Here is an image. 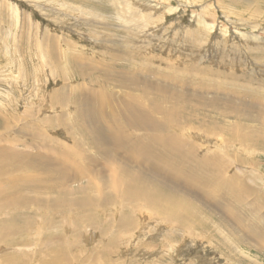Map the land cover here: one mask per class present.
Instances as JSON below:
<instances>
[{"label": "rangeland", "instance_id": "374dc122", "mask_svg": "<svg viewBox=\"0 0 264 264\" xmlns=\"http://www.w3.org/2000/svg\"><path fill=\"white\" fill-rule=\"evenodd\" d=\"M96 32L100 39L95 37ZM71 56L77 63L81 62L79 65L85 63L83 67L87 65V68L92 69L90 65L93 64L97 66L94 70L101 69V72L89 74L91 78L98 76V79L103 80L104 72L124 71L158 83L167 94H176L174 91L208 92L209 97L218 94L224 101L244 99L264 107V0H152L151 6L134 0H0V148L9 146L32 155L37 152L46 154L47 144L50 146L53 143L57 150L52 153L59 151L63 155L62 159L68 157L72 161H78L86 158L91 160L92 164L93 157L101 158L97 145L88 143V133L79 129V99L76 95L80 88H83L81 85L84 82L79 77V71L70 64ZM115 85L111 80L106 88H102L103 93L107 95L112 91L118 97L130 90ZM201 86L208 88L204 90ZM86 87L92 89L90 84ZM248 92H255L258 97L251 99ZM60 93L67 94L66 103L69 101V105L55 102L60 99ZM50 96H53L52 101ZM70 96L73 97L72 100ZM172 101L168 98L160 99L161 103L158 105L161 104L164 109L171 111L175 106ZM227 106L225 109L231 110L232 107L235 110L232 105ZM240 110L244 111L242 108ZM46 120H52L50 128L45 123ZM63 120L64 126L69 128V134L58 126L61 123L58 121ZM218 120L223 121L219 116ZM228 121L235 119L229 118ZM188 123L189 121H184L178 128L173 127L175 130L164 132L175 133L181 131V127L193 124ZM200 128V134L189 130L184 135V138L187 137L195 142V145L198 144L195 151L201 148L202 152H207L208 149L214 159L217 158L214 153L224 152L223 156L227 154L224 156L228 164V170L225 167L227 175H235L236 179L248 185H257L264 192L262 146L259 145L258 148L247 144L252 147L253 156L248 151L241 150L243 145L235 141L236 138L228 132L230 130L225 133L218 130L219 132L205 134V127ZM76 129L77 131H74ZM246 132L248 133V129L244 130V133ZM37 138L41 142L33 146V141ZM77 140H82L83 145ZM73 142L76 144L73 145ZM189 156L187 154L186 161ZM9 159L0 158V169L11 167ZM260 166L262 168H259ZM169 167L161 166L166 170ZM182 169L186 168H177V172L180 173ZM12 173L0 175V183L3 184V180ZM19 173L21 175L25 171ZM76 174L78 173H74L75 178L78 177ZM260 176L263 178L260 179ZM82 181L86 183L87 179L81 177L74 185ZM216 185L205 183L212 191L220 189L219 185ZM4 191L0 197L9 192ZM50 194L53 195L51 192ZM256 195L253 193L245 200L244 205H247L241 206L238 212L241 215L245 212L246 220L252 224L256 223L258 214L253 216L249 208L251 205L248 203L250 199L254 201ZM210 203L212 206L216 205L213 201ZM113 205H109L105 211L108 216L133 215L135 222L133 227H126L121 231L116 226L113 228V232L118 236L120 233L121 236L117 242H109L113 245L112 256L109 255L108 259L112 260L111 264H264V245L252 238L245 242L244 238L248 236L246 231L239 224H235L237 219H233L232 215L224 210L217 209L210 213L207 208V212L213 215L215 221L218 222L220 218L228 221V230L221 228L220 231L216 227L206 229L199 226V223H202L199 220L193 224L185 219L183 224L192 226V231L188 232L185 226L177 221L178 216L172 212L171 215L162 210L158 212L145 204L138 205L139 208L135 211L129 205L124 207V210ZM24 207L18 209L19 216L29 214V205ZM2 208L0 220H5L7 224L12 220L5 217L8 210ZM259 211L264 214V206ZM83 212L65 208L55 211L47 218L50 223L46 224V221L45 226L42 223V214L35 215L33 211L34 217H41L34 218L38 223L30 233L33 236V247H17L16 242L26 240L23 234H19L14 239L15 243L7 242V245L0 247V255L28 249V252L33 250V254L38 256L40 249L47 246V242L50 243L51 237L60 236L62 240L84 239L85 242L79 240L74 247L78 255L86 249V244L91 250L97 245V240L105 236L101 233L97 235L98 230L97 233L90 234V228L83 232L84 226L76 225L78 230L75 231L73 224L68 225L75 221L79 223L80 219L76 218L83 216ZM204 214L203 210L202 215ZM64 218L70 220L65 223L67 225L54 228L51 226H57L56 224ZM18 221L16 224L23 225L20 217ZM110 224H114V220L108 225ZM93 230L96 232L94 227ZM41 244L42 247H39ZM34 246L37 248L36 252ZM62 246L65 247L64 243ZM53 247L54 250L60 248ZM70 254L71 257L77 256L76 253Z\"/></svg>", "mask_w": 264, "mask_h": 264}, {"label": "bare ground", "instance_id": "6f19581e", "mask_svg": "<svg viewBox=\"0 0 264 264\" xmlns=\"http://www.w3.org/2000/svg\"><path fill=\"white\" fill-rule=\"evenodd\" d=\"M134 1L148 6H151L152 3V0ZM95 37L100 39L98 33ZM82 56L83 54H81ZM71 58L70 64L73 65L72 67L76 71H79V77L84 82L81 87L86 88V90L80 88L79 93L76 95L79 99L77 108L78 121L81 123L79 129L88 133L90 136L88 143L97 145V150L102 156L96 159L93 157L92 164L91 160L89 161L86 158L81 160L77 158L78 161H72L68 157L62 159L63 155L59 151L52 153L53 150H57L53 143L50 146L47 144L48 152L46 154L37 152L32 155L9 146L0 148V158L3 160L10 158L9 161H11V167L0 169V175L12 173L13 171L18 172L12 173L13 175L11 174L4 179L3 184L0 183V195L5 192L4 190H9L7 194L0 197V209L3 210L2 207H5L8 210L5 217L12 220L7 222V224H5V220H0V247L7 245L5 244L7 242L15 243L14 239L19 234L25 236L26 242H16L15 245L17 247H24V249L31 245L33 247V236L30 233L33 231V226L38 223L35 219L42 217V223L45 224L52 213L64 208L70 210L79 209L85 213L83 216L76 218L80 219L79 223L75 221L68 224L69 226L73 224L72 228L75 231L78 230L76 225L79 227L84 226L83 232L90 228V234L97 233L98 230L99 233L97 235L101 233L105 237L98 239L97 245L92 247L91 250L87 248L88 245L86 244V249L81 251L82 254L79 255L74 250V247L80 239L76 241L71 238L62 240V236L60 238L51 237L50 243H46L47 246L42 247V244L39 246L42 249L39 248L38 256L33 254V250L28 252V249L20 250L19 252L12 251V253L0 255V264H111L112 260L109 261L108 259L109 255L112 256L113 245H110L109 242L115 243L121 236L120 233L119 236L115 234L113 228L116 226L121 231L126 227H133L135 222L133 215H128V217L123 214L116 217L108 216L105 211L111 204H114L113 206L115 207H122L123 210L124 207L129 205L134 211L139 208L138 205L145 204L147 207L157 209L158 212L162 210L165 213H170V215L172 213L177 215V221L184 226L186 225L183 224L185 219H188L191 223L193 222V224L196 220H199V222H202L199 223V226H204L205 228L216 227L220 231L221 228H229L226 225L228 221L220 218L217 222L210 213H214L217 209L224 210L229 212L233 219H237L235 224H239L246 231L248 236L244 238L245 242L252 238L264 245V214L259 211L264 206V192L261 191V187L248 185L242 180L236 179L235 175L228 176L226 173L228 172V164L226 158H224L227 154L223 156L224 152L222 154L219 152L214 153V156H217L214 159L208 149L207 152H202L200 148L196 152L195 149L198 144L195 145V142L188 140L187 137L184 138V135L189 130L199 133L201 131L200 127H205V134L216 131L225 133L230 130L228 132L236 138L235 141L243 145L241 150L248 151L254 156L253 150H251L252 147L248 145L252 144L258 148L261 145V149H264V107L246 102L244 99L240 101V99L234 98L233 101H224L222 96H218V94L209 97L208 92L183 93L174 91L176 94H167L158 83L146 80L144 77L141 79L136 74L124 71L116 73L115 71L104 72L103 80L98 79V76L91 78L89 74L101 72V69L94 70L97 66L90 65V63L89 65L92 69L87 68V65V67H83L85 63L82 62L83 65H79L80 61L77 63L73 60V56ZM128 74L130 75L128 76ZM111 80L112 84H118V86L129 88L130 90L119 95V98L112 91H109V94L106 95L103 93L102 88H106L105 86L109 85ZM87 84L92 85V89L86 87ZM203 88L207 90L208 87ZM248 93L251 99L258 97L255 92ZM52 98L53 96H50V101H52ZM58 98L60 99L55 100L58 104H60L59 102L65 105L69 103V101L66 103L68 100L67 94L60 93ZM72 98L70 96L71 100ZM165 98L173 100L172 102L175 104L171 111L164 109L165 107L163 106V108L161 104L158 105L161 103L159 100ZM260 101L263 100L260 99ZM227 104L232 105L235 110L232 107H230L231 110L225 109L228 107ZM241 108L244 111H241ZM212 112L216 115H213ZM218 116L223 120L222 122H219ZM121 118L123 119L121 120ZM229 118H234L235 121L227 122ZM50 121L52 120L45 121L49 128ZM184 121H189L188 124H193L183 126L181 131L175 133L164 132L170 129L175 130L173 127L178 128ZM59 122L61 123L58 126L69 134V130H67L69 128L64 126L65 121ZM250 122L255 123L251 124ZM245 129H248V133H244ZM74 131H77V129ZM77 141L82 144V140ZM224 141L227 140L224 139ZM40 142L41 140L37 138L33 141V146L38 145ZM75 144L76 142H73V145ZM231 152L233 151L231 150ZM66 153L68 154L69 152ZM187 154L190 156L186 161ZM84 164H90L91 166H85ZM165 165L170 167L167 170L161 168V166ZM225 167L227 170H225ZM177 168L186 169H182L178 173ZM259 168L262 167L260 166ZM230 169L232 170V168ZM22 170L25 173L20 175L19 172ZM74 173H78L76 174L78 175L77 178H75ZM81 177L87 179L86 183L82 181L74 185ZM205 183L212 184V186L217 184L220 189L212 191L205 186ZM253 193L257 194L256 198L254 201L250 199L248 204L251 205L249 208L251 213L254 214L253 216L258 214L255 224L246 220L245 212H242V215L238 213L241 206L245 207L247 205H244L246 203L245 200L249 199ZM251 198L253 199V197ZM212 201L216 205L212 206L210 203ZM124 203L127 205H123ZM26 204L29 205V214H20L19 216L18 209L25 208ZM231 204H233L232 207ZM32 206L36 207L33 208ZM207 208L210 209V213L207 212ZM90 210L92 211L90 212ZM203 210L205 212L204 215H202ZM33 211H35V215L39 213L42 216L37 218V215L34 217ZM18 217L21 218L20 222L23 225L18 224ZM168 219L170 221V218ZM111 220H114V224L108 225ZM16 221H18L17 224ZM67 221L70 220L64 218L59 224H56L57 226L53 224L51 226L54 228L67 225L65 224ZM48 223L50 222L48 221L46 224ZM239 225L238 228H240ZM93 227L96 232H94ZM191 227L190 224L185 226L188 232L192 231ZM125 230L127 231V229ZM229 230L234 232L233 229ZM85 235H87V232ZM240 240L242 241L243 238H240ZM80 241L85 242L84 239ZM63 243L65 247L62 246ZM100 245L103 246L99 247ZM53 246H59L60 248L54 250ZM34 247L36 252L37 248L36 246ZM70 252L76 253L77 256L71 257Z\"/></svg>", "mask_w": 264, "mask_h": 264}]
</instances>
